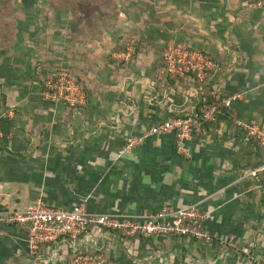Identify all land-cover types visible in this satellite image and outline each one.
<instances>
[{"label":"crops","instance_id":"0c3cea01","mask_svg":"<svg viewBox=\"0 0 264 264\" xmlns=\"http://www.w3.org/2000/svg\"><path fill=\"white\" fill-rule=\"evenodd\" d=\"M178 1L164 3L161 32L131 37L142 43L138 54L131 44L119 50L131 28L125 21L102 28L105 34L91 33L102 14L95 24H83L87 105L77 110L44 96V82L69 55L33 50L21 41L23 35L32 40L33 30L19 25L14 49H0V210H24L41 200L144 219L166 205L195 207L208 215L213 242L94 232L33 255L24 230L10 226L0 240V264H71L70 257L103 251L106 244L116 264L122 252L125 264H150L153 255L160 264L264 263V149L257 158L253 140L238 127H264V0ZM174 43L218 64L208 82L212 91L243 98L185 141L183 150L173 134L127 149L152 126L193 114L209 101L195 76L174 81L162 74L161 49Z\"/></svg>","mask_w":264,"mask_h":264},{"label":"built area","instance_id":"2783aa9c","mask_svg":"<svg viewBox=\"0 0 264 264\" xmlns=\"http://www.w3.org/2000/svg\"><path fill=\"white\" fill-rule=\"evenodd\" d=\"M162 58L164 62L162 74L174 81L196 76L203 82L209 73L219 70L218 64L208 55L181 43L169 45ZM45 88V98L55 104L63 103L74 108H83L87 105L86 90L69 71L58 70L46 81ZM210 96L212 99L196 109L193 114L172 117L152 126L142 137L132 140L127 149L143 144L149 137L173 134L179 149L183 150L185 141L201 135L205 124L215 122L221 112L233 108L243 98L242 94L223 95L219 90H213ZM238 127L264 149V127L246 122H239ZM260 170L264 171V166ZM207 219L208 215L195 207L179 209L166 205L144 219H137L93 214L84 207L76 210L52 207L38 200L24 210H0V240L5 234L3 230L5 227L21 228L27 234L29 251L33 255L43 246L50 247L61 240L87 237L94 232L120 234L126 239L180 237L211 243L214 237L205 227ZM108 263V257L98 248L77 254L71 262V264Z\"/></svg>","mask_w":264,"mask_h":264},{"label":"rangeland","instance_id":"374dc122","mask_svg":"<svg viewBox=\"0 0 264 264\" xmlns=\"http://www.w3.org/2000/svg\"><path fill=\"white\" fill-rule=\"evenodd\" d=\"M166 1L168 4L169 0H111L105 5V17L103 18V22L100 24V22L96 21L98 28L93 26L91 33L94 34V32L98 30L99 33L102 32L105 34L106 31L102 28H109L110 26L117 25L119 24V20H122V22L125 21V24L128 23L131 28L129 29L130 31L127 30L125 32V37L119 41L120 45L118 46H120L119 48L126 46L125 50H127L128 45L131 44L132 47L129 48L134 50L135 47L136 50V44L138 42L136 41L137 37L131 38L132 36L138 35L139 37V34L142 33L144 35L143 39H148L149 35L161 32V28H159L160 19H162L160 14L163 8H165L164 3ZM189 1L192 0H179L178 2L184 4V2L189 3ZM46 4L47 2L45 0H0V12L2 11L0 22H7L12 25H17L18 27V33L11 50L14 49V44L19 37V25L23 30H26L27 27V30L32 29L34 36L32 40L24 35L21 36V41L24 42L25 45H29L30 47L36 46L33 50H55L57 57L63 53L67 54V56L69 55V61L63 59L62 63H60L61 65L59 64L60 68H56L54 72L48 76L46 81L58 70H66L72 73L78 80L79 84L85 89L83 83V28L85 29V27L83 24H80L79 29L76 32V37H73V35H70V29L73 22L72 15L69 13L70 11L65 10L61 12H53ZM170 5L174 6L173 4ZM175 6H178V4H175ZM25 10H28L30 13L25 14ZM25 15H28V17L31 15L32 19L24 20V18H27ZM80 15L81 13H79L78 16ZM90 20L91 19H89L85 25L90 22ZM95 20H98V18L91 21L90 25L92 23L95 24ZM109 20H111V25H108V23H110ZM30 32L29 34L31 36ZM118 32L121 31H116V33ZM104 37L107 36L104 35ZM113 38L114 37L111 39ZM30 47H27L26 49H30ZM165 49L166 48L161 49L162 55ZM105 50L112 49L108 45L105 47ZM46 81L44 82V89H46ZM74 109L77 110L83 108ZM112 250H114L113 247L108 246L107 244L104 246L103 251L108 257V264H116L112 258ZM121 254L122 256L119 264H125L126 257L124 259L123 256L125 253L122 252ZM138 255V253L135 254V256ZM70 258L71 261L74 259L73 257ZM148 262L150 264H160L159 260L155 258L154 255L153 258L148 259Z\"/></svg>","mask_w":264,"mask_h":264},{"label":"trees","instance_id":"16d2710c","mask_svg":"<svg viewBox=\"0 0 264 264\" xmlns=\"http://www.w3.org/2000/svg\"><path fill=\"white\" fill-rule=\"evenodd\" d=\"M45 1L47 2L46 5L53 12H61L65 10L70 11L69 13H71L72 18H73L72 26L70 29V32H71L70 35H73V37H76V32L78 31L80 24H85L89 19L94 20L100 17L101 14L105 17V12H104L105 5L106 3L108 4L111 0H45ZM1 13L2 11L0 12V19L2 18ZM79 13H81L80 16H78ZM109 21L110 23H108V25H111V20ZM17 33H18L17 25H12L7 22L6 23L0 22V48L4 50H11L13 48L12 46H13V43L15 42ZM136 46H137L136 50L138 54L140 50H143L142 43L138 41ZM125 49H126V46L119 48V50H125ZM161 60H162L161 62L164 64L162 57H161ZM212 74L213 73H209L205 81L200 82V84L204 86L205 95L209 98V100L212 99L210 96L212 88L209 86L208 82ZM165 78H168V77L165 76ZM195 78L198 80L196 76ZM168 79L171 80L170 78ZM213 123L214 122L205 124L204 129H208V127L213 125ZM252 140L253 142H252V145L250 146V149H254L253 150L254 152L257 151L256 152L257 158H261L263 156V149L258 146L257 142L254 139ZM243 149H245V152L247 153L246 151L247 148H243ZM248 152L250 151L248 150ZM262 179H263L262 184L264 185V175ZM122 237L124 238V236ZM141 238L144 239L145 237H141ZM100 252L103 253L104 251H100Z\"/></svg>","mask_w":264,"mask_h":264}]
</instances>
